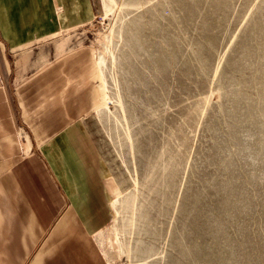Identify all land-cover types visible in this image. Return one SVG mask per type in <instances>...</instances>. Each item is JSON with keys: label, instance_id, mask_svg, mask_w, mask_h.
<instances>
[{"label": "rangeland", "instance_id": "rangeland-1", "mask_svg": "<svg viewBox=\"0 0 264 264\" xmlns=\"http://www.w3.org/2000/svg\"><path fill=\"white\" fill-rule=\"evenodd\" d=\"M90 4L85 25L6 60L14 86L53 62L86 83L78 114L127 179L103 264H264V0Z\"/></svg>", "mask_w": 264, "mask_h": 264}, {"label": "crops", "instance_id": "crops-1", "mask_svg": "<svg viewBox=\"0 0 264 264\" xmlns=\"http://www.w3.org/2000/svg\"><path fill=\"white\" fill-rule=\"evenodd\" d=\"M91 15L90 0H0V264H103L95 241L127 179L95 113L78 114L86 83L53 62L14 86L6 60Z\"/></svg>", "mask_w": 264, "mask_h": 264}]
</instances>
